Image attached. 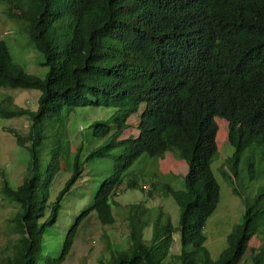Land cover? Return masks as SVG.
I'll return each instance as SVG.
<instances>
[{
	"label": "trees",
	"instance_id": "16d2710c",
	"mask_svg": "<svg viewBox=\"0 0 264 264\" xmlns=\"http://www.w3.org/2000/svg\"><path fill=\"white\" fill-rule=\"evenodd\" d=\"M0 8L27 33L48 68L45 79L29 74L0 38V89L42 92L37 111L18 107L12 98L0 103V117L30 119L25 138L12 133L33 157L32 176L22 186L13 189L5 181L7 193L20 206L13 220L19 239L0 264H64L91 212L104 226L116 224L111 199L136 161L175 150L189 165L186 188L166 185L164 190L181 208L180 228L162 209L152 245L132 233L130 247L108 264H240L248 252L252 264H264V244L250 249L264 222V188L244 198L243 224L229 235L218 261L205 247L206 223L221 200L212 170L218 154L216 120L227 122V140L235 149L227 161L233 179L248 150L259 148L264 158V0H0ZM142 106L139 135L120 140ZM85 107L117 109L108 121L93 125L94 137L108 141L88 160L117 146L123 152L93 205L68 232L60 256L45 258L46 230L56 224L64 197L84 172L79 152L73 176L50 207L69 117ZM41 153L49 157L44 176L38 172ZM128 185L139 188L136 181ZM147 194L154 196L153 191ZM132 207V215L144 213L142 205ZM177 232L182 253L174 256ZM170 257H175L172 262Z\"/></svg>",
	"mask_w": 264,
	"mask_h": 264
},
{
	"label": "rangeland",
	"instance_id": "374dc122",
	"mask_svg": "<svg viewBox=\"0 0 264 264\" xmlns=\"http://www.w3.org/2000/svg\"><path fill=\"white\" fill-rule=\"evenodd\" d=\"M6 13L5 8H0V38L9 46L14 62L29 74L45 79L48 68L43 65V55L30 45L27 33L22 27H16L10 22ZM41 95L42 92L38 90L0 89V103L12 98L18 107L37 111ZM144 109L145 106H142L139 112L128 120L129 127L123 132L120 140L139 135V120ZM116 113L117 109L114 107H85L76 109L69 117L67 138L63 143L61 155V171L50 190V207L73 176L75 159L79 152L84 172L64 197L56 224L46 230L42 243V254L45 258L60 256L68 232L81 213L93 205L103 182L113 173L115 161L123 152V147H114L100 158H88L108 141L107 138L94 137L93 125L96 122L108 121ZM216 121L219 126L218 154L212 170L221 188V200L217 210L208 218L205 228V247L214 261H218L227 248L228 237L234 228L243 224L244 198L251 199L264 188V158L259 148L255 147L253 152L248 150L245 153L237 179L231 177V165L227 161L234 156L235 149L227 140V122L224 119ZM30 124L31 121L26 116L10 119L0 117V258L12 255L13 244L19 239L13 220L20 206L13 203L5 189V181L10 187L17 189L32 176V152L18 144L12 130L25 138ZM39 157L38 172L44 176L49 157L44 153ZM188 169V163L176 150L167 151L158 159L148 155L138 159L126 172L118 193L111 199L116 224L104 226L97 212H91L81 223L72 251L64 264H108L115 253L130 247L132 233H135L136 238L142 236L143 241L151 246L155 237L154 223L162 209L171 218L173 226L180 228L181 208L164 189L166 185H170L175 190H184ZM223 172H226L228 177ZM130 181H136L139 188L130 189ZM150 191L154 194L151 198L147 194ZM141 205L144 213L139 216L132 215L131 212L135 211L132 206ZM50 214L49 211L47 216ZM262 243L264 244V222L256 230L250 249H257ZM181 253V233L177 232L174 235L171 254L178 256ZM174 258L170 257L169 261L172 262ZM40 264L45 263L41 261ZM240 264H252L249 252Z\"/></svg>",
	"mask_w": 264,
	"mask_h": 264
}]
</instances>
